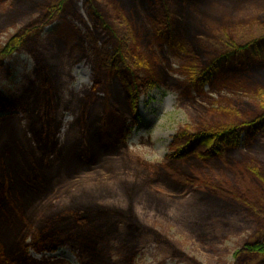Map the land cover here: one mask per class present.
<instances>
[{"label": "trees", "instance_id": "obj_1", "mask_svg": "<svg viewBox=\"0 0 264 264\" xmlns=\"http://www.w3.org/2000/svg\"><path fill=\"white\" fill-rule=\"evenodd\" d=\"M234 1L85 0L90 26L78 11L75 0H0V9L11 14L9 21L0 25V34L8 25L18 26L21 20L16 11L23 10L24 5H31L23 11L25 16L38 13L33 22L21 27L5 46H0V67L4 66L5 59L25 51L35 62L34 73L38 79L32 81L19 98L0 91V112L21 110V120L27 121V131L38 146L34 163L28 161L27 149L16 147L15 140L12 147L4 145L10 152L9 157L0 153V161L5 156L8 158L0 167V264H36L30 257L31 251L51 253L68 242L79 244L82 251H94L105 239L117 235L130 244L128 251H132L130 257H133L140 247L136 240L148 234L132 210L125 212L99 203L98 206L82 204L63 210L50 208L44 213H27V203L34 196L41 195L53 182V176L59 175L63 169L61 167L55 174L46 171L51 163L61 159L57 158L63 150L57 135L62 125L56 118L60 107L58 89L39 43L41 33L58 19H72L83 24L86 29L83 41L89 54L84 53L94 69L93 85L77 120L80 137L67 148V156L62 158L67 169L65 172L79 164L96 167L101 163L100 158L106 156H123L119 152L111 153L117 143L108 144V141L112 133L124 135L128 115L120 113L116 105H106L103 113L91 116L89 102L101 92L117 89L118 94H125L130 106L128 114L135 116L139 95L165 82L177 91L190 94L196 90L203 95H206L204 88L208 84H216L218 89L242 87L237 98L221 94L218 100L208 97L211 104H218L206 107L212 115H217L214 122H198L195 126L180 128L170 143L171 153L166 156L165 164L155 169L145 162L144 177L156 190L165 189L177 195L193 192V197L202 203L226 202L240 209L257 226L258 235L236 254L237 264H250L264 254L263 160L247 156L225 162L227 165L219 169L222 179L213 184L201 183L195 174H186L175 180L170 171L173 164L182 160L201 158L208 162L229 157L238 150L242 140L251 146L259 135L264 137V85L257 83L251 89L243 81L240 87L232 83L235 74L244 72L251 63H264V11L242 16L236 13L239 7L233 5ZM143 11L154 26V44L159 47L168 45L174 54L184 59L181 66L184 67L181 70L183 79L170 76L171 61H160L152 40L148 41L147 50L156 55L154 59L140 49L138 41L141 43L142 29L139 19ZM200 13L204 17L199 21ZM151 61L153 67L157 66L153 72L148 70ZM19 100H32L34 105L27 107L19 104ZM49 158L56 159L48 161ZM122 163L123 159L113 166L121 167L120 172H127V166ZM242 187L245 188L243 192ZM149 194L160 197L159 192ZM247 253L253 254L249 257Z\"/></svg>", "mask_w": 264, "mask_h": 264}, {"label": "rangeland", "instance_id": "obj_2", "mask_svg": "<svg viewBox=\"0 0 264 264\" xmlns=\"http://www.w3.org/2000/svg\"><path fill=\"white\" fill-rule=\"evenodd\" d=\"M84 1L75 0L78 11L91 26ZM263 2L264 0H235L233 5L239 7L236 12L239 15L262 14ZM29 8L31 5L28 3L22 7L23 10L16 11L18 19L22 21L17 27L6 24L7 27L0 34V46H5L21 27L38 17V13L25 16L23 11ZM8 12L0 9V25L3 26L11 16ZM18 13L22 16L19 17ZM201 17H204L203 13H200L199 21ZM139 24L142 29L141 43L138 41L140 49L151 60L154 59L156 55L147 50L148 41L152 40L160 61L163 63L164 59L171 61L170 76L183 79L181 70L184 67L181 66L185 63L184 59L174 54L168 45L159 47L154 44V26L144 11ZM85 32V28L76 20L58 19L41 33L39 39L58 89L60 107L56 118L62 125L57 135L59 146L63 149L59 147L62 155L57 158L61 159L51 163L46 171L55 174L61 167L63 169L59 175L53 176L55 177L53 182L47 185L41 195L34 196L35 200L27 203V213L29 212V215L35 211L44 213L50 208L53 211L63 210L82 204L98 206L99 203L125 212L132 210L136 220L146 228L148 234L145 233L136 240L140 247L133 257H130L132 251H128L130 244L124 242L121 235L105 239L94 251H82L79 244L68 242L51 253L31 251L30 257L36 264H237L236 254L245 243L258 235L257 226L252 219L226 202L202 203L193 197V192L177 195L165 189L156 190L148 185L150 181L144 177L147 167L145 162L155 169L164 165L165 158L170 152L169 143L180 128L195 126L198 122H214L217 115H212L206 107L218 104L216 102L211 104L208 97L218 100L221 94L237 98L241 94L242 81L251 89H254L252 86L257 83L264 85V63L260 65L251 63L244 72L235 74L232 83L240 88L218 89L216 84H208L204 88L207 96L196 90L190 94L173 90L162 83L139 95L135 116L128 114L130 106L125 94H118L117 89L108 93L101 92L98 97H94L93 100L91 98V103L89 102L91 116L103 113L106 105L107 107L116 105L120 113L128 115L124 135L116 136L117 134L112 133L110 142L107 138L108 144L114 141L117 143V148H113L111 153L119 152L123 156L122 158L106 156L100 158L101 163L96 167L79 164L72 166L70 172H65L67 169L63 165V159L67 156V148L80 137L77 120L82 103L86 97L88 98L87 92L93 85V65L85 56V53L89 54L83 41ZM34 67L33 58L25 51L17 52L5 59L4 66L0 67V91L19 98V94L24 93L32 81H38ZM149 69L153 72L154 69L157 70V66L153 67L151 61ZM29 102L19 100L18 103H23L27 107L34 105L32 100ZM0 114H2L0 153L9 157L10 152L5 150L4 145L7 148L12 147L15 140L16 147L20 150L27 149L28 161L34 163L38 146L33 135L27 131V121L21 120L23 118L21 110L13 109ZM243 142V145L229 157L214 158L208 162L201 158L182 160L173 164L170 171L176 177L175 180L186 174H195L200 177L199 181L203 184L218 183L222 179L219 169L226 166L228 161H237L247 156L264 161V137H258L251 146L244 145ZM6 156L0 161V167L1 162L8 159ZM54 159L56 158H49L48 161ZM121 159L122 165L127 166L126 169L122 168L127 172H120L121 167L113 166L114 163H120ZM225 162L227 163L224 164ZM106 169L113 172L108 173ZM230 185H233L231 181ZM241 189L243 192L245 188ZM138 191L141 192L140 196ZM131 192L133 195H130ZM149 192H159L160 197L157 198ZM130 196L134 197L130 199ZM252 254L247 253L246 256L250 257ZM250 264H264V254L259 255Z\"/></svg>", "mask_w": 264, "mask_h": 264}, {"label": "flooded vegetation", "instance_id": "obj_3", "mask_svg": "<svg viewBox=\"0 0 264 264\" xmlns=\"http://www.w3.org/2000/svg\"><path fill=\"white\" fill-rule=\"evenodd\" d=\"M84 4H85V1H84ZM86 6V5H85ZM87 7V6H86ZM88 16V15H87ZM88 20H89V18H88ZM90 22V21H89ZM88 23V22H87ZM80 24V23H79ZM82 26H83V24H81ZM84 27V26H83ZM85 28V27H84ZM86 30V29H85ZM164 85H168V83H164ZM168 87L169 88H171V89H173V90H175V88L174 87H172L170 84L168 85ZM176 135V134H175ZM174 137V136H173ZM172 141H173V138H172ZM172 141H171V143H172ZM170 144V143H169ZM171 145V144H170ZM169 150H170V146H169ZM169 153H171V150H170V152Z\"/></svg>", "mask_w": 264, "mask_h": 264}]
</instances>
